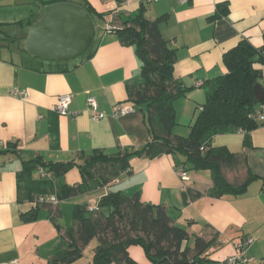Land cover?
I'll list each match as a JSON object with an SVG mask.
<instances>
[{
    "label": "crops",
    "instance_id": "obj_1",
    "mask_svg": "<svg viewBox=\"0 0 264 264\" xmlns=\"http://www.w3.org/2000/svg\"><path fill=\"white\" fill-rule=\"evenodd\" d=\"M36 2L0 0V141L4 144L0 147V264L14 260L49 264L66 229L75 223L74 206L96 207L110 189L89 180L77 195L57 205L40 206L37 217L28 220L23 213L33 203L19 199L17 173L23 162L36 158L46 163L73 161L67 173L54 178L55 187L78 185L83 182L78 166L96 150L109 155L132 151L151 138L146 104L133 100L143 84L141 61L135 47L124 44L116 31L138 14L140 0L125 7L119 0H81L93 7L90 16L96 30L84 51L77 53L68 46L57 50L39 40L27 42V27L39 16ZM221 2L229 4L228 14L211 19ZM145 15L152 20L166 16L159 29L176 48L174 79L189 89L174 102L177 124L173 131L183 135L180 131L185 130L183 136H187L197 108L206 101L203 85L227 72L224 53L243 38L256 47L264 45V0H159L147 5ZM258 67L264 77V65ZM15 89L27 95L16 97ZM65 93L73 96L67 115L55 109L58 96ZM90 96L106 113L103 119H92ZM121 103L132 104L135 111L113 117ZM250 141L244 145L243 132L214 139L216 145L238 155L235 166L224 168L230 183H245L249 172L255 176L244 194L211 195L209 170L186 166L189 179L183 180L176 171L185 160L179 154L133 157L130 167L112 178L111 188L125 196L137 194L145 204L169 208L174 223L189 233L192 255L197 237L208 243L204 251L208 259L202 264H225L245 238H253L246 246L252 258L247 264H264V124L252 131ZM42 169L34 175L38 177ZM196 192L201 196H193ZM129 251L142 264H151L139 246Z\"/></svg>",
    "mask_w": 264,
    "mask_h": 264
},
{
    "label": "trees",
    "instance_id": "obj_2",
    "mask_svg": "<svg viewBox=\"0 0 264 264\" xmlns=\"http://www.w3.org/2000/svg\"><path fill=\"white\" fill-rule=\"evenodd\" d=\"M43 4L75 2L82 4L90 13L94 9L81 0H37ZM146 3L142 2L138 14L123 22L116 29L124 44L133 45L141 61L142 87L133 96L138 104H146V121L150 141L132 151L105 154L96 150L87 157L80 169L83 182L78 185L62 184L55 187L54 178L67 173L75 164L69 162H48L41 158L25 161L18 175L19 199L33 203L23 217L33 220L40 206L38 197L55 194L59 200L77 195L81 185L95 180L101 186L109 185L99 199L97 211H90L86 204H76L74 225L66 229L49 264H74L83 255L85 247L97 239L92 264H142L129 251L134 245L141 246L151 264H174L187 260L186 264H202L208 257L204 254L208 246L201 237L195 239V254L188 244L189 233L176 225L172 212L164 205L145 204L139 195L125 196L117 188H111L112 178L130 167L133 157L156 158L162 154H179L185 158L184 166L190 170H209L213 179L210 190L213 196L225 194L240 195L247 192L255 176L249 172V179L241 184L230 183L224 168L235 166L238 155L227 146H218L214 139L219 134L243 132L244 145H250L253 130L264 124L262 106L255 98L254 88L264 77L258 67L264 65V45L254 46L247 38L241 39L223 55L227 72L205 83L206 101L197 108V116L187 136L176 135V110L174 102L189 91L174 79L176 48L166 39L160 29V21L166 16L148 19ZM229 12V4L221 2L210 17L218 19ZM11 145L10 143L8 144ZM102 167L101 173L98 167ZM43 167L46 172L38 177L35 171ZM113 168L111 179L106 169ZM187 169V168H186ZM49 174L50 177H46ZM196 192L193 196H201ZM107 211H103V208Z\"/></svg>",
    "mask_w": 264,
    "mask_h": 264
},
{
    "label": "water",
    "instance_id": "obj_3",
    "mask_svg": "<svg viewBox=\"0 0 264 264\" xmlns=\"http://www.w3.org/2000/svg\"><path fill=\"white\" fill-rule=\"evenodd\" d=\"M39 5V16L36 21L27 27V42L39 40L42 43L54 45L57 50L68 46L74 52H83L88 41L95 33L90 13L79 3L57 2ZM255 98L264 102V89L261 84L254 88ZM187 260H177L174 264H186Z\"/></svg>",
    "mask_w": 264,
    "mask_h": 264
},
{
    "label": "built area",
    "instance_id": "obj_4",
    "mask_svg": "<svg viewBox=\"0 0 264 264\" xmlns=\"http://www.w3.org/2000/svg\"><path fill=\"white\" fill-rule=\"evenodd\" d=\"M159 0H140V2H144L146 4L157 3ZM134 0H119L120 5L122 6H130ZM12 94L16 97H25L27 95L26 91H20L15 89L12 91ZM73 96L69 93L61 94L58 96V101L55 106V109L64 115L69 113V104L72 100ZM89 108L93 111L92 119L93 120H101L106 117V113L103 110L99 109L98 103L95 97L90 96L88 99ZM135 108L132 104H119L116 109L113 111V117L123 116L129 113H133ZM264 112V104L262 106V110ZM262 118H264V114H261ZM3 142L0 141V147L3 146ZM178 175L183 180H188L189 176L187 170L184 166H179L176 168ZM42 177H45L46 172L42 169L41 171ZM38 203L40 204H52L57 205L59 203V198L55 194H44L38 197ZM90 211H97L99 209L98 206L90 207ZM253 242V238H245L240 243L237 244V253L233 256L228 257L225 264H247L252 258L246 252V246L250 245ZM12 264H18L16 260L12 262Z\"/></svg>",
    "mask_w": 264,
    "mask_h": 264
},
{
    "label": "rangeland",
    "instance_id": "obj_5",
    "mask_svg": "<svg viewBox=\"0 0 264 264\" xmlns=\"http://www.w3.org/2000/svg\"><path fill=\"white\" fill-rule=\"evenodd\" d=\"M177 128H178V126H177ZM180 129H182V127ZM180 132H183L181 134L185 135L186 133L184 134V132H187V131H185V130L183 131L182 130ZM98 168H99V171L101 173L102 167L99 166ZM106 171H107L106 177L109 178V179H111V176H112V173H113V168L108 167L106 169ZM103 211L105 212V211H107V209L104 207L103 208ZM97 243L98 242H97V239L96 238L92 239V241L85 247L84 252H83V255L80 258H78L74 262V264H89V262H91L92 259H93L94 249H95ZM139 247H140V249H143L141 246H139Z\"/></svg>",
    "mask_w": 264,
    "mask_h": 264
}]
</instances>
